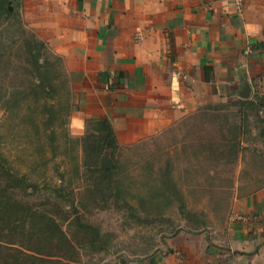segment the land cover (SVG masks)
<instances>
[{
    "label": "rangeland",
    "instance_id": "obj_1",
    "mask_svg": "<svg viewBox=\"0 0 264 264\" xmlns=\"http://www.w3.org/2000/svg\"><path fill=\"white\" fill-rule=\"evenodd\" d=\"M5 8L0 150L23 184L0 178V264H133L167 251L179 231L224 228L237 201L264 188V109L245 119L239 100L199 105L103 152L99 165L109 158L114 171L107 186L83 151L98 124L86 121L80 134L70 126L61 58L24 22L22 0Z\"/></svg>",
    "mask_w": 264,
    "mask_h": 264
},
{
    "label": "crops",
    "instance_id": "obj_2",
    "mask_svg": "<svg viewBox=\"0 0 264 264\" xmlns=\"http://www.w3.org/2000/svg\"><path fill=\"white\" fill-rule=\"evenodd\" d=\"M22 0L24 22L61 58L71 128L108 118L119 147L214 101L264 96V0ZM249 50V52H247ZM210 232L179 231L133 264H264V188Z\"/></svg>",
    "mask_w": 264,
    "mask_h": 264
},
{
    "label": "trees",
    "instance_id": "obj_3",
    "mask_svg": "<svg viewBox=\"0 0 264 264\" xmlns=\"http://www.w3.org/2000/svg\"><path fill=\"white\" fill-rule=\"evenodd\" d=\"M9 0H0V17L8 15V11L5 8V4ZM240 107V112L243 118H247L250 112L259 113L264 109V97L260 96L258 93L254 94L251 98L241 99L235 102ZM96 121L100 128V132L97 136L92 137L91 140H86V144L83 151L86 156L95 157L94 162L96 163L95 171L99 173L101 178L105 181L106 185L112 184L114 171L109 169H104L99 165V158L103 152H108L112 155L118 150L119 146L116 141L115 133L113 127L108 118H101ZM8 177L12 182L16 184H23V179L18 175V172L7 166V158L3 155L0 150V178ZM12 190L16 189V186H11Z\"/></svg>",
    "mask_w": 264,
    "mask_h": 264
},
{
    "label": "water",
    "instance_id": "obj_4",
    "mask_svg": "<svg viewBox=\"0 0 264 264\" xmlns=\"http://www.w3.org/2000/svg\"><path fill=\"white\" fill-rule=\"evenodd\" d=\"M243 90H244V92L242 93V97H243L244 99L249 98V95H250V88H249V85H248L247 83L245 84ZM100 166H101L102 168H104V169H109V170H111L112 167H113V163H112L111 159H109V158H102Z\"/></svg>",
    "mask_w": 264,
    "mask_h": 264
},
{
    "label": "built area",
    "instance_id": "obj_5",
    "mask_svg": "<svg viewBox=\"0 0 264 264\" xmlns=\"http://www.w3.org/2000/svg\"><path fill=\"white\" fill-rule=\"evenodd\" d=\"M232 2V4L234 5V7L236 8V10L239 12L243 5H244V1L243 0H230ZM247 52H249V50H247ZM232 219L233 220H239V219H243L242 216L240 214H234L232 215Z\"/></svg>",
    "mask_w": 264,
    "mask_h": 264
}]
</instances>
